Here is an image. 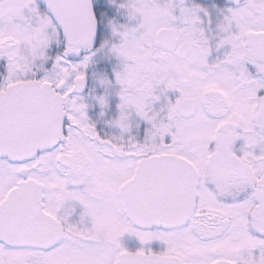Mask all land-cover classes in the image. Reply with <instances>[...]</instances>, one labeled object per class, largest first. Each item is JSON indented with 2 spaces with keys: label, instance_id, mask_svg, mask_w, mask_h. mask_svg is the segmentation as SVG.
I'll return each mask as SVG.
<instances>
[{
  "label": "snow or ice",
  "instance_id": "1",
  "mask_svg": "<svg viewBox=\"0 0 264 264\" xmlns=\"http://www.w3.org/2000/svg\"><path fill=\"white\" fill-rule=\"evenodd\" d=\"M0 264H264V0H0Z\"/></svg>",
  "mask_w": 264,
  "mask_h": 264
}]
</instances>
